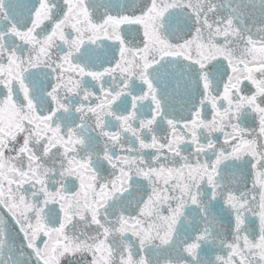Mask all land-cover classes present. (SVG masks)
<instances>
[{
	"label": "snow or ice",
	"instance_id": "1",
	"mask_svg": "<svg viewBox=\"0 0 264 264\" xmlns=\"http://www.w3.org/2000/svg\"><path fill=\"white\" fill-rule=\"evenodd\" d=\"M0 264H264V0H0Z\"/></svg>",
	"mask_w": 264,
	"mask_h": 264
},
{
	"label": "flooded vegetation",
	"instance_id": "2",
	"mask_svg": "<svg viewBox=\"0 0 264 264\" xmlns=\"http://www.w3.org/2000/svg\"><path fill=\"white\" fill-rule=\"evenodd\" d=\"M17 2H19V3H21V4H28V3H34L35 0H17ZM128 2L130 3L131 0H128ZM137 2H138V0H137ZM129 39H130V42H131L132 39H135L134 34H133L132 36H130Z\"/></svg>",
	"mask_w": 264,
	"mask_h": 264
}]
</instances>
